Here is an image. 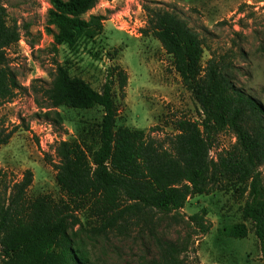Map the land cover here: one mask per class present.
Segmentation results:
<instances>
[{
  "label": "trees",
  "instance_id": "16d2710c",
  "mask_svg": "<svg viewBox=\"0 0 264 264\" xmlns=\"http://www.w3.org/2000/svg\"><path fill=\"white\" fill-rule=\"evenodd\" d=\"M100 0H50V15L59 27L56 42L71 51L84 41L93 42L104 31L103 16H81L94 10ZM144 36L151 35L172 57L173 66L201 110V120L187 117L172 123L174 134L166 140L147 136L142 130L118 126V94L125 95L128 74L118 66L108 70L101 91L73 77L67 65L56 63L51 83L31 88L46 100L51 110L67 107L89 110L100 107L102 119L80 133L75 141H60L54 153L56 182L61 197L29 196L34 181L31 170L12 185L2 184L7 173L0 171V264H83L73 251L72 233L80 224L79 211L88 210L98 220L100 231L114 229L134 213H180L187 201L230 183L239 186L247 200L243 222H249L264 256V183L259 168L264 164V105L237 85L235 66L224 57L204 63V39L176 12L145 5ZM21 39L16 24L9 25L0 4V104L12 100L21 89L8 65L6 51ZM39 105L42 106L39 102ZM44 108V107H43ZM56 124L61 123L55 113ZM230 131L236 144L210 153L218 136ZM14 133V132H13ZM13 133L0 138L8 144ZM124 206V207H123ZM206 213L189 218L206 234ZM245 224L232 227L229 235L246 238ZM163 264H182L181 251L165 242Z\"/></svg>",
  "mask_w": 264,
  "mask_h": 264
},
{
  "label": "rangeland",
  "instance_id": "374dc122",
  "mask_svg": "<svg viewBox=\"0 0 264 264\" xmlns=\"http://www.w3.org/2000/svg\"><path fill=\"white\" fill-rule=\"evenodd\" d=\"M0 4L8 24H16L21 33L20 41L6 51L21 89L12 100L0 104V138L14 132L8 144H0V171L8 175L1 185H12L31 170L32 198L41 194L61 197L52 166L58 161L57 143L78 140L103 115L100 107L62 106L49 112L51 119L45 117L50 111L45 109L47 102L36 97L31 87L40 89L51 83L56 63L67 65L71 76L84 79L97 91L111 67L125 70V95L116 98L120 127L142 130L163 141L174 134L176 119L201 120L200 106L176 72L172 57L156 38L142 34L147 24L145 5L176 12L204 39V63L214 56L233 62L237 85L264 105V0H100L81 18L103 16L104 31L75 51L56 42L60 29L50 15L54 9L50 0H0ZM55 113L59 124L52 120ZM235 144L233 133L224 131L210 155L216 159ZM259 171L264 183V164ZM246 200L239 186L221 184L190 198L178 214H129L117 227L104 231L98 230V220L90 211H79L73 251L84 259L83 264H163L164 244L172 242L181 251L182 264H264L260 242L251 224L242 220ZM203 211L209 227L206 234L189 220ZM240 224L248 227V236L231 237L229 230Z\"/></svg>",
  "mask_w": 264,
  "mask_h": 264
}]
</instances>
